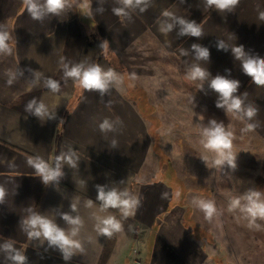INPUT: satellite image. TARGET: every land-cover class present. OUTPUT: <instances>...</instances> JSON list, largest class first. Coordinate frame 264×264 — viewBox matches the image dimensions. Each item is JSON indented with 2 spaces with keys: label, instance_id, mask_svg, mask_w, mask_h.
Instances as JSON below:
<instances>
[{
  "label": "crops",
  "instance_id": "obj_1",
  "mask_svg": "<svg viewBox=\"0 0 264 264\" xmlns=\"http://www.w3.org/2000/svg\"><path fill=\"white\" fill-rule=\"evenodd\" d=\"M33 2L36 19L24 0H0V33L8 36V50L0 51V264H14L9 257L16 251L26 256L25 264H233L227 226L241 227L240 241L248 240L250 224L259 227L253 234L264 236V218L247 212L249 195L264 201V86L242 67L244 59H264V0H239L225 10L207 0L130 6L123 0H64L57 12L48 11L46 0ZM181 21H195L201 36L182 34ZM194 44L209 50L207 59L198 58ZM240 46L244 56L237 59L233 48ZM97 64L114 71L103 92L80 88L64 75L75 65L83 70ZM196 67L205 70L204 79L191 77ZM217 75L240 82L233 96L244 111L216 107L220 94L210 85ZM49 78L60 83L58 91L47 87ZM249 107L256 109L251 119L245 115ZM105 119L112 127L101 131ZM213 120L232 133L224 156L234 157L235 167L227 159L217 165L220 153L206 147L205 130ZM247 125L254 130L243 131ZM170 138L178 147L177 190L153 180L173 163ZM29 159L51 169L59 165L62 174L45 183ZM97 186L138 200L135 214L104 207ZM221 193L223 251L213 215L208 231L197 222L195 204L192 222L187 220L190 194L212 201ZM174 194L182 195L176 203ZM65 214L81 223L69 224ZM32 215L51 220L79 243L70 259L43 236L28 238ZM109 216L123 226L111 238L98 233Z\"/></svg>",
  "mask_w": 264,
  "mask_h": 264
},
{
  "label": "clouds",
  "instance_id": "obj_2",
  "mask_svg": "<svg viewBox=\"0 0 264 264\" xmlns=\"http://www.w3.org/2000/svg\"><path fill=\"white\" fill-rule=\"evenodd\" d=\"M27 5V10L30 12L34 19L39 18V8L33 2V0H24ZM125 5H132L135 2L136 5L142 3V0H123ZM64 0H46V7L48 11L57 12L63 8ZM208 6H215L219 10L232 9L239 4V0H207ZM144 9H141L143 11ZM116 15H120L123 11L122 9H113ZM260 19H264V13H260ZM184 24L182 29V34H189L194 37L201 36V28L195 21L191 23H186L181 21ZM8 39L7 34L0 33V51L8 50V47L5 41ZM103 46H107V41L104 42ZM194 49L197 50L198 58L207 59L209 56V50L207 48H202L199 45H192ZM223 47L222 43L218 44V48ZM10 51V50H9ZM233 53L237 59H240L244 56L243 48L235 47L233 48ZM243 71L246 75L252 78V82L257 86H264V59H253L247 58L244 59ZM114 71L109 68L108 71H104L98 64L87 69H81L79 65L73 66L70 70H66L64 75L66 78H71L76 86L86 89V90H103L106 88V82L112 77ZM207 73L205 70L196 67L191 73L193 79H204ZM130 79L135 80V74H131ZM11 83V81H9ZM240 82L237 80H230L223 76L217 75L212 81L210 87L220 94V100L217 102V108H225L226 111L241 112L244 111L241 108L242 101L239 97H234L233 93L237 91ZM47 87H49L53 92H56L60 89V83L51 78L48 79ZM35 101L29 103L28 107L31 108L32 104ZM44 110V105L41 104L35 109L36 115H41ZM245 115L251 119L256 115V109L249 107L245 111ZM212 126L205 130V135L207 137V144L211 150L217 151L220 153L222 159H217L216 164L220 165L223 162V159H227L229 166L235 167L234 157L231 155L225 157L224 153L229 151L232 147V133L225 131L223 124H217L215 120L211 121ZM101 131L111 130L112 125L107 119H105L100 124ZM255 125H247L243 131H252L254 130ZM60 159L59 157L57 158ZM29 164L35 168L36 173L40 175L45 183H48L50 180H53L60 176L62 173L59 171V165L56 169H51L48 164L43 161L33 162L29 159ZM68 162L74 166V161L71 158H68ZM99 191L97 199L103 202L104 207L111 208H122L124 210V215H134L133 208L139 204L138 200L131 199H121L115 191H110L105 193L102 188L97 186ZM4 189L0 187V199H3ZM252 196H257L258 193H253ZM252 196H249V207L247 212L252 218L260 217L264 218V201L253 200ZM235 203H238L236 201ZM201 210L204 212L206 218H210L215 209L214 201H201L200 202ZM75 210V209H73ZM63 219L69 224L77 225L81 223L79 217L72 218L71 216L65 214ZM26 223L28 226L33 229L28 232V238L32 239L33 237L43 236L50 245H55L60 248L64 253L63 259L67 261L70 259L71 250L77 249L80 247L79 243L69 238V235L65 231L59 228L51 220L46 219L40 215H32ZM103 227L98 229L99 235L111 238L113 232H119L122 230V224L114 217L109 216L102 221ZM251 227V224L249 225ZM258 227V226H257ZM6 249H11V245H5ZM14 261V264H25L26 256L21 252L16 251L14 255L9 257Z\"/></svg>",
  "mask_w": 264,
  "mask_h": 264
},
{
  "label": "rangeland",
  "instance_id": "obj_3",
  "mask_svg": "<svg viewBox=\"0 0 264 264\" xmlns=\"http://www.w3.org/2000/svg\"><path fill=\"white\" fill-rule=\"evenodd\" d=\"M173 134L175 136V131H173ZM169 145L168 147H166L168 149V153L170 154V157L173 161V163L171 164L170 162H168L169 166L166 169H161L157 175H155V179H153L154 181H158V182H165L170 184L173 188H175L177 190V188L182 187L180 181L177 179V173H176V167H177V160H176V156H177V152H178V147L176 145V139L175 138H170L169 140ZM182 148V147H181ZM192 148L190 147V154L192 153ZM166 164V163H165ZM189 165H191L192 163H188ZM189 165L187 166L188 168ZM192 170L191 168L189 169L188 173L191 174ZM206 181L208 180L205 179ZM187 183L189 184L190 187H192L193 184V180L192 178H186ZM220 181H224V179H220ZM254 182V179H253ZM170 186V187H171ZM179 195V194H178ZM178 195L174 194V201L173 202H177L179 201L178 199ZM182 195H179V198ZM214 196V195H213ZM236 195H234L235 197ZM239 194L237 195V197L239 198ZM251 196V195H249ZM248 196V197H249ZM253 199H255V196H252ZM212 201H214V203H217V207L219 206V204H221V206H219L218 208H215L216 211L213 214V222H215L216 227H217V236L220 240V242H218V247L219 249H221L222 251L224 250L225 245L227 244L225 242V237L227 235H225V221H224V210H223V203H224V194H217L215 195L213 198H211ZM201 201H210L209 197L203 196V197H199V196H194L192 194L189 195V199L187 201L188 205H190V211L188 212L187 215V220L189 223L192 222L193 219V205L195 204L197 207H199L200 212L201 213H197V222H201V224L203 225V228L208 231V224H209V218L205 217L204 212L201 210L200 207V202ZM222 207V208H221ZM212 219V218H211ZM259 227L254 226V227H248L247 229V234H248V240H237L238 238L245 237V235H241V227L239 226H227L226 229L228 231V234L230 232V237L233 240L232 242L228 243V246H231L232 249L234 250V256L232 257H227V259L231 260L233 264H264V236H262L260 234L259 235H255L252 233L254 232L256 229H258ZM197 229V228H196ZM232 230V232H231ZM197 232V230H196ZM137 242L136 244L133 246L134 248L132 249V254L137 252ZM207 244V243H206ZM247 253V254H246ZM241 254L243 256H241ZM246 254V255H245Z\"/></svg>",
  "mask_w": 264,
  "mask_h": 264
}]
</instances>
